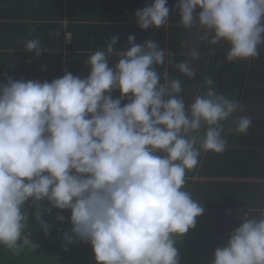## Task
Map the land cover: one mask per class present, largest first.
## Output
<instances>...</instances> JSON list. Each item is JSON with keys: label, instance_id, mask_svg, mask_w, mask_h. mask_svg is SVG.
Segmentation results:
<instances>
[{"label": "clouds", "instance_id": "1", "mask_svg": "<svg viewBox=\"0 0 264 264\" xmlns=\"http://www.w3.org/2000/svg\"><path fill=\"white\" fill-rule=\"evenodd\" d=\"M173 11L178 27L195 29L197 46L181 41L185 58L174 65L190 80L200 44L212 51L227 45L229 63L255 60L264 49V0H176L172 7L152 0L134 17L140 30H159ZM118 39L112 34L90 55L87 76L65 70L50 82L11 76L0 82V246L13 255L40 247L28 230L27 208L45 237L52 225L42 217L58 209L70 210V228H57L65 251L82 242L95 264H180L176 238L205 211L185 190L187 173L202 153L223 154L229 134L247 135L252 126L242 102L213 79L186 103L183 81L166 68L157 71L175 55L158 41L137 43L131 34L118 48ZM24 47L36 56L48 51L39 37ZM237 211L239 223L211 264H264V210ZM55 219L66 218L57 212Z\"/></svg>", "mask_w": 264, "mask_h": 264}, {"label": "crops", "instance_id": "2", "mask_svg": "<svg viewBox=\"0 0 264 264\" xmlns=\"http://www.w3.org/2000/svg\"><path fill=\"white\" fill-rule=\"evenodd\" d=\"M151 2L152 0H0V82L4 81L6 76L17 80L35 79L50 82L63 76L65 70L73 75L87 76L90 68L87 61L90 55L97 50H103L110 42L112 34L119 37L118 48H126L127 37L135 34L137 43L153 39L167 49L170 23L166 28L159 30L142 31L137 26L135 11ZM169 2L170 0L168 5ZM53 30L60 33L59 37L49 35ZM162 35L166 37V43L161 40ZM37 37L41 40V47L48 49L40 56L27 52L24 47L27 40ZM181 56L185 58L183 54ZM203 56L205 58V55ZM206 60L208 57L204 62ZM116 61L117 57L113 56L111 63ZM165 68L168 71V62L164 66H157V71L162 73ZM207 69L208 66H205L204 70ZM204 70L201 78L197 76L195 80L189 79L185 85V99L188 103H191L194 95L201 93ZM113 96L118 97L119 92L113 93ZM253 125L255 124L252 123L247 135L228 138L227 149L250 150L264 164V138L258 134L253 138L250 136L249 133L256 134V129L252 131ZM207 154L204 153V157ZM186 179L185 188L194 193L199 189L194 188L197 181H200V184L264 183V178L192 175ZM221 211L237 212L231 209Z\"/></svg>", "mask_w": 264, "mask_h": 264}, {"label": "trees", "instance_id": "3", "mask_svg": "<svg viewBox=\"0 0 264 264\" xmlns=\"http://www.w3.org/2000/svg\"><path fill=\"white\" fill-rule=\"evenodd\" d=\"M175 2L176 0H170L169 7H172ZM179 20V14L173 11L169 18L167 49L175 55L170 57L172 63H168V73L172 78H180L186 85L189 78L184 77L174 66L175 63L183 59L181 55L184 53V49L181 47V41L186 39V30L178 27ZM161 40L166 43L164 35H162ZM215 71L213 68L205 71L203 81L206 79L215 81L213 74ZM203 91L204 85L201 88V92ZM230 97L238 100L236 92ZM186 103L188 102L186 101ZM192 175L262 179L264 178V164L250 150L227 149L221 155L209 152L204 157V153H202L197 168L187 173V177ZM185 190L191 193L193 199H201L206 208L215 210L231 209L234 211L243 209L251 215L257 216L260 210H264V183L210 182L202 184L196 193L190 189L185 188ZM43 206L47 207V202H43ZM27 211L29 213L28 230L32 233L31 238L39 243L40 247L35 252L26 248L20 255L16 256L10 250L0 246V264H95L94 255L89 244L77 242L70 245L67 251L62 247V231H57V228L59 227L61 230L70 228L71 225L68 220L70 210L53 209L51 214L42 217L52 225L51 234L47 237H45L32 216L34 210L27 208ZM57 212L65 216L64 223L56 221ZM237 213L239 212L237 211ZM212 232L211 229L209 234H186L183 238L177 237L175 246L179 250L180 264H211L215 248L223 246L228 237Z\"/></svg>", "mask_w": 264, "mask_h": 264}, {"label": "flooded vegetation", "instance_id": "4", "mask_svg": "<svg viewBox=\"0 0 264 264\" xmlns=\"http://www.w3.org/2000/svg\"><path fill=\"white\" fill-rule=\"evenodd\" d=\"M194 33H195V29H194ZM195 40V39H194ZM227 49V45H218L215 51H212L209 49V47L205 50V53H201L202 57L201 60L197 61L196 64L194 66H196L197 69V76H200V78L202 77V73L203 70L206 66V64L208 63V60H205L204 58V54H207L210 57V64L208 65L209 68L207 69H214L216 70L213 74L215 77V81L218 83V77L219 74L221 73L220 70L225 71L226 67H227V71H228V75H230L231 73H234V75H236V73L240 74V77L237 80L234 78V80L230 82V87L227 90H222V93L231 96L233 93H237L238 94V100L242 102V104L244 105L245 109H248L252 112H254V114H258V116H254L252 114H250L249 116H254L253 117V129L252 131H254L256 129V131L253 133H249L250 136L253 138L254 135H259L262 136V138H264V92H263V88H259L258 90L256 88V84L258 85V83H261L259 79H256L257 73H260V71L256 72L255 70L261 68L262 66H257L254 65L252 62L250 63V61H245L244 63H246V65H244L243 63H241V71L237 72L236 70V62H232L229 63L226 60L223 61L221 60V57L225 54V51ZM264 50V49H262ZM261 50V51H262ZM212 56L214 57L212 59ZM220 57L218 60L217 58ZM216 60V62H215ZM256 62L259 64L262 61H264V55L261 53V55L255 59ZM206 63V64H205ZM235 70V71H234ZM255 73V74H253ZM240 82V86L237 87L238 85H235V83H239ZM226 85L228 84L225 83ZM224 85V86H226ZM251 85V89L252 91H256V94L260 95V97L256 96V94H251L250 96H247V89L249 88V86ZM220 88L218 87V90ZM249 97V98H247ZM237 136V135H236Z\"/></svg>", "mask_w": 264, "mask_h": 264}, {"label": "rangeland", "instance_id": "5", "mask_svg": "<svg viewBox=\"0 0 264 264\" xmlns=\"http://www.w3.org/2000/svg\"><path fill=\"white\" fill-rule=\"evenodd\" d=\"M186 39L190 41V46H191L190 48L197 46L196 42L194 40L195 39L194 31H192V30L190 32L187 31ZM198 46L201 49V53H205V50L208 48V45L206 43L200 44ZM261 53L264 55V50H262ZM204 55H205V58L209 57L207 54H204ZM224 55L221 57V60H223V61H225ZM213 58L214 57L212 56V59ZM219 58L220 57H218L217 60ZM215 62H216V60H215ZM251 62L254 65L262 66L261 68L255 70L256 72L261 70L260 73H257V75H255L256 79H259L261 82V83H258V85L256 84L257 89H255V90H258L259 88H263L262 90L264 92V61H262L259 64L256 62V60H251L250 63ZM241 63L246 65V63H244V62H236L237 72L241 71V65H242ZM220 72L221 73L219 74L218 83H217L218 87L220 88L219 91L220 92H222V90L228 91V88L230 87L229 86L230 85L229 80L232 82L234 80V78L237 80V77H238V79H239L240 74L236 73V75H234V73H231L230 75H228L229 73L227 71V67H226L225 71L220 70ZM253 74H255V73H253ZM227 82H228V84L226 85L225 83H227ZM224 85H226V86H224ZM235 85H238L237 87H239L240 82L237 84L235 83ZM251 94H256V91H252L251 85H250L249 88L247 89V96H250ZM256 96L260 97L259 94L258 95L256 94ZM263 97H264V95H263ZM247 98H249V97H247ZM250 114H252L254 116H258V114L256 115V114H254V112H252L248 109H245L244 113H242V115H250ZM231 137H234V135L229 134L228 138H231ZM199 182L197 181V183L194 184L195 189H198V187H200L202 185ZM261 183H263V182H261ZM195 200H197L199 203H201L204 206L201 199H195ZM204 208H205V211H204L203 215L201 217L197 218L196 227L194 229L190 230L187 234H189V235H204V234H209V232L212 229L213 230L212 233H216L218 235L226 237L234 229L235 225H237V223L239 222L238 220H236V216L239 215V213H237V212L215 210L212 208H206L205 206H204Z\"/></svg>", "mask_w": 264, "mask_h": 264}, {"label": "water", "instance_id": "6", "mask_svg": "<svg viewBox=\"0 0 264 264\" xmlns=\"http://www.w3.org/2000/svg\"><path fill=\"white\" fill-rule=\"evenodd\" d=\"M210 64V57H208V63L206 64V68H207V66ZM208 68H209V66H208ZM205 71V70H204ZM201 80H203V78L201 79Z\"/></svg>", "mask_w": 264, "mask_h": 264}]
</instances>
